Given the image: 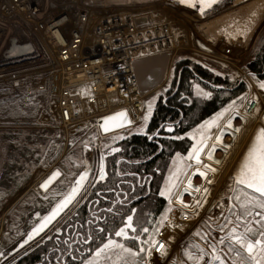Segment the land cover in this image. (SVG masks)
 Returning a JSON list of instances; mask_svg holds the SVG:
<instances>
[{
	"label": "rangeland",
	"instance_id": "1",
	"mask_svg": "<svg viewBox=\"0 0 264 264\" xmlns=\"http://www.w3.org/2000/svg\"><path fill=\"white\" fill-rule=\"evenodd\" d=\"M9 1L0 0V259L5 251L41 224L48 213L71 192L80 173L88 172L90 162L87 157L93 148H96L99 157L104 159L103 149L105 146L114 144L132 132L142 133L145 130V123H147L145 116H149L152 108H149L150 99L155 96L153 94L156 90L169 85L170 82L168 79L163 86H159L154 89L155 91H151L150 95H147L140 124L108 135L94 133L92 128H87L80 134L67 136L61 126L56 122L52 123L47 115L49 98L46 92L32 89V79L20 80L17 75L20 69H23L24 75L30 77L31 63L27 62L21 66V59H18L17 55L8 57V55L17 54L21 46L30 43L34 29V21L30 18H27V22H25L23 16L18 13L5 12L4 5ZM249 3L247 0H229L202 16L188 8L187 10L179 8V15L183 18V21L179 22L182 27L183 44L188 46L186 45L187 47L175 59L191 56L200 60L211 71L241 80L236 71L239 69L238 64H246L264 32V28L249 51L245 49L246 37L252 24L249 19L243 21L240 28L232 30L215 44L214 48L220 51L231 48L233 57L239 61L235 65L229 66L217 61L214 57L198 53L194 46L197 38H200L199 27L210 24L209 21L220 14L236 11ZM246 96L247 92L231 101L193 131V136L196 137L195 144L201 139V136L209 141L202 157L203 163H197L203 172L221 171L220 161L227 150H229L228 152L232 150L237 157L229 173L221 180L220 184L212 179L203 186L201 180L198 182L201 187L185 196L189 199L187 202L198 221L194 225L184 227L180 232L181 239L176 242L178 264H196V261L185 254V250L190 251L197 258L202 255L203 258L199 259L198 264H208L209 261L212 264H218V261L213 260V255H222L225 264H240L241 261L250 264L247 260L246 250L239 244H233L228 233L232 227H236L241 232L245 227H252L255 231L249 233L248 236L254 240L260 231H264V223L257 224L253 216L237 220L238 216L245 215L244 209L240 206V201L245 199V196L240 191V187L235 185L234 177L258 129L264 127L263 118L256 117L259 120H255L253 126L250 127L251 122H246V115L241 109ZM224 109L228 111H225L223 115H218ZM43 113L46 115L42 119ZM229 118L232 121L231 125L227 123ZM19 121L23 123H18ZM237 129L239 130L237 131ZM217 135L221 137L220 140H216ZM210 150L214 151L212 159L207 155ZM205 163L214 165L215 171L205 167ZM194 164L196 163L189 155L185 158L179 156L175 158L173 173L163 189L166 193L164 195L170 199L169 210L177 203L174 196L183 184L190 167ZM48 168H52V170L59 168L63 174L47 191H43L40 188V183L47 176L44 171L49 170ZM99 173L100 171L95 173L94 182L82 204L48 238L19 260L55 237L56 232L62 229L90 196L97 183ZM198 177L200 178V176ZM85 182L86 180L83 184ZM169 187H171L170 192H168ZM245 191L249 190L245 189ZM247 211L261 212L264 210L254 207L248 208ZM167 213L161 219L160 224ZM247 221H251V224H248ZM153 232L144 231L137 235L140 239L131 241H127L130 234L127 238L112 237V239L123 243L125 247L136 251L135 257L125 253L117 260L116 257L120 250L113 249L111 256L102 253V259L99 261H96L95 252H92L93 254L87 256L81 264H85V261L88 260H92L94 264H142L146 243L153 237ZM221 239L224 240V243H220ZM141 247H143V251H140ZM213 247L217 249L216 253L212 252ZM201 250L203 251L201 252ZM19 260L17 259L12 264Z\"/></svg>",
	"mask_w": 264,
	"mask_h": 264
},
{
	"label": "built area",
	"instance_id": "2",
	"mask_svg": "<svg viewBox=\"0 0 264 264\" xmlns=\"http://www.w3.org/2000/svg\"><path fill=\"white\" fill-rule=\"evenodd\" d=\"M117 1L10 0L4 5L5 12L18 13L25 22L27 18L34 21L28 43L33 46V53L18 56L21 66L31 63L32 73L28 77L20 69L17 75L20 80L32 79V89L46 92L47 115L67 136L80 134L87 128L100 133L98 119L123 109L130 116V128L140 124L151 91L141 93L136 63L168 55L172 61L167 82L171 80L175 58L188 46L183 44L177 2L153 0L120 5ZM194 48L229 66L239 63L231 48L206 51L197 42ZM238 66L236 71L247 85L241 109L245 115L264 119V88L245 63ZM48 169L45 175L52 170ZM193 214L188 202L173 205L146 243L142 264H178L176 242L181 239L184 227L197 223Z\"/></svg>",
	"mask_w": 264,
	"mask_h": 264
},
{
	"label": "trees",
	"instance_id": "3",
	"mask_svg": "<svg viewBox=\"0 0 264 264\" xmlns=\"http://www.w3.org/2000/svg\"><path fill=\"white\" fill-rule=\"evenodd\" d=\"M246 65L256 80L264 81V32ZM171 72L169 85L156 90L150 99L153 111L147 117L145 130L132 132L104 147L106 174L66 222L65 225L71 224V239L65 243L64 234L56 233L52 240L15 264H81L90 255L83 250L93 252L109 237H115L116 231L127 223L128 215L133 216L135 232L127 230V241L145 229L155 234L170 207L169 197L161 192L173 173L177 154L185 158L196 142L193 131L247 92L244 81L211 71L191 56L175 59ZM170 128L172 133L168 132ZM78 233L90 238L89 244L76 242L70 247Z\"/></svg>",
	"mask_w": 264,
	"mask_h": 264
},
{
	"label": "snow or ice",
	"instance_id": "4",
	"mask_svg": "<svg viewBox=\"0 0 264 264\" xmlns=\"http://www.w3.org/2000/svg\"><path fill=\"white\" fill-rule=\"evenodd\" d=\"M200 5V12L203 14L205 12L206 8L211 7L213 3H215V0H198ZM181 4H191L192 7H196V3L193 2V0H180ZM261 88H264V81H258ZM205 95H210V93H205ZM151 105H149V108ZM225 111H228L227 109H224L221 111V113H218V115H223ZM117 118H124V123H129V121L126 118V111L121 110L118 113H114L110 116H106L103 118L104 124L102 127L104 128V131H109L108 122L109 121H115ZM145 119H147V115L145 116ZM227 123L231 125L232 121L229 118L227 120ZM120 125L118 123L113 122L112 127H119ZM239 129H237L238 131ZM193 139H196L195 136H193ZM221 137L219 135L216 136V140H220ZM206 139L201 136V139L197 141L196 144H193L192 149L189 151V156L195 158L197 161H199L200 152L203 150L204 144H206ZM116 149H113L115 151ZM179 156V154H177ZM211 167V166H207ZM215 171V169H212ZM197 171H200L199 168H197ZM58 170L52 174L51 177H49L47 180L44 181L43 184L40 185V187H47L48 183L51 181L53 177L58 175ZM87 171L80 173L79 177L77 178L76 184L73 186L71 192L65 196L64 199H62L48 215L44 218V220L41 222V224L37 225L36 228L32 230V233L29 234V239H31L32 235L35 234L38 230L45 227L48 223L51 222L52 219H54L62 210L64 207L67 206V204L70 202L72 197L76 194V192L79 190L81 185L83 184L84 180L87 177ZM105 170L103 165V158H101V164H100V176L98 179H103L105 176ZM201 175H206V173L201 172ZM235 183L240 187V191L243 192L245 199L240 201L241 208L244 209L245 215L238 216L237 220H244L246 216H253L256 220V223H264V211L261 212H248V208H254L258 207L261 210H264V127L258 129L257 134L255 138L252 140L251 145L249 146L247 153L244 156L243 162L240 165V168L238 172L236 173L234 177ZM174 184V182H173ZM245 189L250 191H245ZM171 191V187L168 188V192ZM207 191V189H205ZM166 194L164 191L161 192V195ZM177 199H180L179 196L176 197ZM237 199L239 200L240 197L238 196ZM199 203V202H197ZM134 211V210H133ZM127 223L123 224L115 233L118 237H128L129 231L132 230L135 232V225L133 223V216L128 215L125 217ZM248 224H251V221H247ZM147 231V229H145ZM223 231V229H222ZM255 229L252 227H245L243 231H238L236 227H232L228 235L231 238V241L233 244H239L241 245L246 252L248 253L247 260L250 262V264H264V231H260L257 235V238L250 239L248 234L251 232H254ZM134 239H140V237L135 236ZM152 243H155V240L152 241ZM220 243H224V240L221 239ZM199 247V246H197ZM164 245H161V251H163ZM113 249H119L120 252L117 254V260L123 256V254H131L132 257H135L137 255L136 251H134L132 248H127L125 245L115 239H112L109 237L105 242L101 243L99 247L95 249V258L96 261H99L102 259L101 254L107 253L109 256L112 255ZM231 250V248H230ZM140 251H143V247H141ZM203 250H201L202 252ZM213 253L217 252V249L213 247L212 249ZM150 254V252H149ZM185 254L189 256L190 259H193L196 261V264H198L199 259H202V255L197 258L192 255V253L188 250H185ZM237 255H239V252H237ZM213 260L218 261V264H225V260L222 257V255H213ZM85 264H94L92 260L85 261ZM208 264H212L211 261L208 262ZM240 264H245L244 261H241Z\"/></svg>",
	"mask_w": 264,
	"mask_h": 264
},
{
	"label": "bare ground",
	"instance_id": "5",
	"mask_svg": "<svg viewBox=\"0 0 264 264\" xmlns=\"http://www.w3.org/2000/svg\"><path fill=\"white\" fill-rule=\"evenodd\" d=\"M153 0H118V4L120 5H136L142 2H151ZM250 3L246 5L245 7H242L236 11H230L227 13L220 14L210 20V24L205 25L203 27H199V33H200V38H197V40L202 41L205 43L208 47H210L211 51L214 48L215 44L218 43L221 39L224 38L225 35L229 34L232 32L234 29H238L241 27V24L243 21H246V19H249L252 24H251V30H249V34L246 37L247 44L245 46V49L248 51L251 50L253 47L254 43L256 42L260 32L264 28V0H247ZM228 2V1H226ZM180 5V4H179ZM179 8H184L182 5H180ZM213 9V8H212ZM187 10V8H186ZM201 14L202 13H197ZM208 14V13H207ZM180 21H183V18L181 17ZM237 27V28H236ZM196 40V42H197ZM199 47V46H198ZM17 54H11L8 55V57L11 56H16ZM167 66H166V72L164 75V79L161 84H165L167 78L166 76L168 75V72L170 71V62L171 57L167 55ZM156 65V64H155ZM139 79V78H138ZM160 84V85H161ZM153 91V90H152ZM124 110V109H123ZM121 111V110H119ZM117 111H114L112 113H116ZM109 113V114H112ZM240 113V112H239ZM244 114V113H243ZM46 113L42 114V119L45 117ZM108 115V114H106ZM105 116V115H104ZM245 116V115H244ZM246 122H251L250 126H253V123L256 119V116L253 115H246L245 117ZM246 122L244 124H246ZM229 150L224 153V157L221 159L220 164H221V171H216V172H209V171H204L206 175H201V172L203 170L199 165L194 164L190 167L188 174L183 181V184L180 186L178 189L177 193L174 196L175 201H185L187 202L189 199L184 198V195L192 192L194 190H198L200 188V184L198 182L203 181L202 185H206V183H209L212 179H214L217 183H221V180L227 176L229 173L231 166L235 162V159L237 157L236 154H233L232 150L231 152H228ZM213 150H210L207 155L208 158L212 159L213 157ZM88 161L90 162V166L88 169V172L90 175L88 176L86 182L81 185L79 190L76 192L78 194V198H74L75 195L72 197L70 202L67 204L64 210L60 213V215L56 216L54 219L51 220L50 223H48L46 226V230L39 236L36 237H31L29 239V234L28 233L26 236L21 238L19 242H17L14 246H12L10 249L5 251L3 253L1 259H0V264H12L17 259L21 258L23 255L28 253L30 250H32L35 246L40 244L44 239L48 238V236L51 235V233L79 206L82 204L85 196L91 189V186L94 182V177L95 173L100 171V164H101V157H99V153L96 148H93L91 150V153L88 154L87 157ZM197 168L200 169V171H197ZM99 170V171H98ZM200 176V178L198 177ZM198 184V185H197ZM179 196L180 199H177L176 197Z\"/></svg>",
	"mask_w": 264,
	"mask_h": 264
},
{
	"label": "water",
	"instance_id": "6",
	"mask_svg": "<svg viewBox=\"0 0 264 264\" xmlns=\"http://www.w3.org/2000/svg\"><path fill=\"white\" fill-rule=\"evenodd\" d=\"M173 1L177 2L178 4L184 6L188 9L200 12V5H199L198 0H193V2L196 3V7H192L191 4H187V3L181 4L180 0H173ZM226 1H229V0H215V3H213L211 5V7L205 9V12L203 13V15L207 14L212 8H214V6H216L220 2L224 3ZM197 44L201 49L206 50V51H211L210 47H208L202 41L197 40ZM33 50L34 49H33V46L31 44H25L18 49L17 56L30 55L31 53H33ZM167 60H168L167 55H160V56H156V57L147 58V59L138 61L136 63L135 69H136L137 76L139 78L141 93L150 92V91H152V90H154L160 86V84L162 83V81L164 79V75L166 72ZM125 111H126V118L129 121V123H124L123 122L124 118H117L115 121H109L108 122L109 131H107V132L104 131V128L102 127V125L105 123L103 118L106 116H110L114 113L100 117L98 119V126H99L100 133L102 135H108V134H112V133L121 131L123 129L130 128L131 124H132L131 119H130V116H129L127 110H125ZM118 112H120V111H117L116 113H118ZM113 122L118 123L120 126L119 127H112ZM172 131H173L172 128H170L168 130L169 133H172ZM206 141H207V143L204 144L203 150L200 152L199 161H197L195 158L192 157V161H194L195 163H198V164L203 163L202 157H203V154H204V152H205V150L209 144V141L207 139H206ZM103 162H104V159H103ZM103 165H104V163H103ZM204 165H205V167L211 166V167H208L210 169H216L215 166L210 164V163H205ZM57 170H58L59 174L51 179V181L48 183L47 187H40L41 190L47 191L62 176V174H63L62 171L59 168H55L43 179V181L40 183V185L43 184L44 181L47 180L49 177H51L52 174L54 172H56ZM87 173L88 174H87V177L85 180H87L88 176L90 175L89 172H87ZM99 176H100V173H99L98 177ZM74 198L77 199L78 194H76ZM64 209H65V207L63 208V210ZM60 213L58 214V216L60 215ZM46 227L47 226L38 230L35 234H33V237L41 235L46 230ZM30 233H32V231Z\"/></svg>",
	"mask_w": 264,
	"mask_h": 264
},
{
	"label": "flooded vegetation",
	"instance_id": "7",
	"mask_svg": "<svg viewBox=\"0 0 264 264\" xmlns=\"http://www.w3.org/2000/svg\"><path fill=\"white\" fill-rule=\"evenodd\" d=\"M222 2H220L219 4H217L216 6H214V8L215 7H217V6H219L220 4H221ZM48 175V174H47ZM70 230H71V224H69V225H64L63 227H62V229L59 231V232H56V233H59L60 235H62V234H64V236L62 237L63 238V241L66 243L67 241H68V239H71V236H70V238L68 237V234H69V232H70ZM59 235V236H60ZM73 236V235H72ZM79 238H80V240H79ZM83 243L84 245H87V244H89V242H90V238H88V239H85L80 233H78L77 235H76V238H75V241H71V243H70V247H72L73 246V244L74 243ZM71 251V250H70ZM70 251L69 252H67V253H70ZM93 252H95V251H93ZM83 253L84 254H90V255H92L93 253L90 251V249H86V250H83Z\"/></svg>",
	"mask_w": 264,
	"mask_h": 264
},
{
	"label": "crops",
	"instance_id": "8",
	"mask_svg": "<svg viewBox=\"0 0 264 264\" xmlns=\"http://www.w3.org/2000/svg\"><path fill=\"white\" fill-rule=\"evenodd\" d=\"M242 162V161H241ZM240 167V166H239Z\"/></svg>",
	"mask_w": 264,
	"mask_h": 264
}]
</instances>
